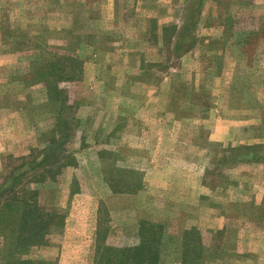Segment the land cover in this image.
<instances>
[{
  "label": "rangeland",
  "instance_id": "obj_1",
  "mask_svg": "<svg viewBox=\"0 0 264 264\" xmlns=\"http://www.w3.org/2000/svg\"><path fill=\"white\" fill-rule=\"evenodd\" d=\"M29 165L65 223L28 259L93 264L96 225L121 249L143 223L158 264H264V0H0V183Z\"/></svg>",
  "mask_w": 264,
  "mask_h": 264
},
{
  "label": "trees",
  "instance_id": "obj_2",
  "mask_svg": "<svg viewBox=\"0 0 264 264\" xmlns=\"http://www.w3.org/2000/svg\"><path fill=\"white\" fill-rule=\"evenodd\" d=\"M228 2L226 5L221 1V5L229 8L230 1ZM65 62L57 63L51 68V74L60 79H75L79 70L77 61L65 59ZM57 134L63 137L59 131ZM61 145L63 141L54 140L53 146L46 150L47 162L58 152L57 156L53 157L56 161L55 173H59L61 167L69 160V156L61 155ZM7 159L15 162V159ZM48 163L45 171L46 181H52L54 175L50 176L51 163ZM11 168L0 183V264H56L54 260L28 259L27 255L32 249L45 246L49 235L63 229L65 214L58 208L41 206L36 192L25 185L31 182L29 172L33 171V168L30 165L22 172H15V168ZM24 179L25 183L22 182ZM140 228V240L135 248L117 249L105 244V227L97 225L93 264H158L157 234L161 232L160 227L142 223ZM186 248L185 246L183 255L181 254V264H195L196 257H191Z\"/></svg>",
  "mask_w": 264,
  "mask_h": 264
},
{
  "label": "crops",
  "instance_id": "obj_3",
  "mask_svg": "<svg viewBox=\"0 0 264 264\" xmlns=\"http://www.w3.org/2000/svg\"><path fill=\"white\" fill-rule=\"evenodd\" d=\"M115 195H118L116 193H114ZM96 231H97V225H96V230H95V234H94V240H95V237H96Z\"/></svg>",
  "mask_w": 264,
  "mask_h": 264
}]
</instances>
